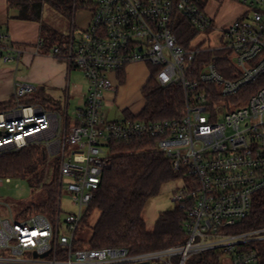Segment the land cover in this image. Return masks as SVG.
I'll list each match as a JSON object with an SVG mask.
<instances>
[{"label": "built area", "instance_id": "2783aa9c", "mask_svg": "<svg viewBox=\"0 0 264 264\" xmlns=\"http://www.w3.org/2000/svg\"><path fill=\"white\" fill-rule=\"evenodd\" d=\"M231 1L245 13L223 31L219 46L210 47L178 43L174 24L179 15L198 32L216 29L191 0H97L80 37L73 27L66 43L51 51L81 71L89 84L72 125L68 106L50 111L21 104L36 88L17 84V106L0 112V155L43 144L49 156H60V197L51 217L0 216V264H260L249 245L264 241V228L238 234L230 229L264 193V0ZM24 52L13 46L6 60ZM134 64L149 67L148 81L155 73L160 87L183 89L180 118L141 119L147 104L142 94V110L122 108L123 119L117 110L115 120L108 121L112 109L102 112L104 93H117ZM133 141L152 144L188 177L174 195L186 213L185 240L139 253L123 247L77 248L85 214L113 165L110 145ZM69 146L77 150L67 160ZM10 181L0 178V187ZM65 187L75 211L63 221Z\"/></svg>", "mask_w": 264, "mask_h": 264}, {"label": "trees", "instance_id": "16d2710c", "mask_svg": "<svg viewBox=\"0 0 264 264\" xmlns=\"http://www.w3.org/2000/svg\"><path fill=\"white\" fill-rule=\"evenodd\" d=\"M50 4L67 17H74L82 8L93 9L87 0H8L10 7L19 9L20 20L41 23L43 35L41 49H52L66 43L64 36L42 23L43 5ZM195 5L205 10L209 0H191ZM88 4V5H87ZM180 21L175 27L178 43L189 46L188 31L192 24L180 15ZM196 30V29H195ZM197 31V30H196ZM222 72L227 75L225 70ZM155 73L142 90L147 100L141 119L148 121H163L178 119L184 110V91L181 87L162 88L158 84ZM125 78V77H124ZM121 82L124 83L125 79ZM44 101L41 105L38 101ZM24 105H45L52 103L53 108L61 109L60 102L34 93L20 100ZM17 106L14 97L11 102L0 105V112H7ZM70 119L68 123L70 124ZM152 144L146 141L130 143H115L110 145L113 165L102 178L100 188L85 214L83 224L90 226L89 220L95 211L100 212L97 223L91 227V237L88 247L127 248L131 253L160 250L182 243L185 240L184 223L186 213L176 206L174 210L162 212L152 231L147 230L143 217L149 199L157 196L163 185L171 181L188 179L184 171H175L166 154L151 149ZM48 155L41 143H32L27 147L4 152L0 155V178L30 177L34 186H43L47 191L45 202L30 208L36 213L52 216L57 208L60 191L57 185L58 167L55 168L54 179L47 183ZM264 228V193L254 199L249 215L230 229V233H246ZM264 264V241L249 245ZM204 258L209 255L203 256Z\"/></svg>", "mask_w": 264, "mask_h": 264}, {"label": "rangeland", "instance_id": "374dc122", "mask_svg": "<svg viewBox=\"0 0 264 264\" xmlns=\"http://www.w3.org/2000/svg\"><path fill=\"white\" fill-rule=\"evenodd\" d=\"M97 0H87L86 3H90L89 5H96ZM88 5V4H87ZM237 6V7H236ZM93 9L82 8L79 11H89L92 13L94 11V7L90 6ZM239 7V8H238ZM245 8L234 1L231 0H209L208 4L205 7V13L213 19L215 30H209L205 32H198L192 26L188 31L187 37L189 38V42H194L195 44H204L210 47H216L221 44L223 31L228 29L234 21L239 19L244 13ZM233 13H237L238 16L233 18ZM180 15L177 17L176 22L174 24L175 27L178 25L180 21ZM42 23L53 28L58 32L60 36H65V39L68 40L71 36V30L73 28V18L67 17L60 11L53 8L50 4L45 3L43 5L42 12ZM78 28H76V37L79 38ZM82 31V30H80ZM207 58V56H206ZM133 65L127 68L128 77L122 87L119 88L118 92L115 91H106L104 93L105 104L102 112L107 115L109 111L113 108L118 110L117 117L119 120L124 118V114L122 113V108H128L130 110L140 111L145 106V98L142 96L141 91L137 93V95L133 96L127 102L122 101V96L124 95L125 87L129 85L130 76L133 72ZM148 68V67H147ZM151 68V67H150ZM147 76L150 75V70H145ZM130 74V75H129ZM123 79V78H122ZM121 79V80H122ZM81 87L83 92H86L88 89V81L84 74L81 71L76 72V76L74 79ZM123 83V82H121ZM43 96L39 93L36 96ZM55 97V96H54ZM57 98V97H56ZM63 102V109H65L64 99L61 100ZM41 105H44V101H38ZM78 101L76 98H71L69 102L68 114L71 118V125L74 123V115L77 108L81 106L77 105ZM52 105V103H49ZM48 103L46 106L47 109H53V106H50ZM36 105V104H35ZM42 147L44 145L42 144ZM45 149V148H44ZM77 150V146H69L67 148L66 159H70V155L73 151ZM47 155L48 151L45 149ZM48 173L47 179L45 182L50 183L54 179L55 168L58 167L60 163V156H49L48 155ZM59 175V174H58ZM67 181V180H66ZM58 182V179H57ZM183 187L182 181H171L162 186L160 193L152 197L148 200L143 217L147 224V230L152 231L155 228L156 222L159 218V215L162 212L174 210L177 206L174 201L175 192ZM47 198V191L43 186H34L30 182V177H22V178H12L10 182H5L3 186L0 187V216L3 219L9 218L11 213L17 218H22L25 214L30 213L34 214L33 210H30L34 205L41 204L45 202ZM62 216L61 219L64 221L69 213L74 212V208L70 205L69 194L64 189L62 194ZM100 212L95 211L90 220V226H86L82 224L81 229L79 230L76 240L77 248H87V242L91 237V227L94 226L99 220Z\"/></svg>", "mask_w": 264, "mask_h": 264}, {"label": "crops", "instance_id": "0c3cea01", "mask_svg": "<svg viewBox=\"0 0 264 264\" xmlns=\"http://www.w3.org/2000/svg\"><path fill=\"white\" fill-rule=\"evenodd\" d=\"M83 10L77 11L73 17L75 29L83 30L90 23L91 13ZM18 15V8L10 7L8 0H0V105L12 101L17 84H29L36 88L35 94L39 93L43 97L60 102L61 107L62 99L66 101L65 107H69L72 97L78 101L77 105L82 106L87 90L83 92L82 87L74 80L79 70L70 68L64 58L52 55L49 49H41L43 40L41 23L20 20L17 18ZM237 16V13H233V18ZM13 46L22 47L25 52L16 60L7 61L6 57ZM147 67L144 64L133 65V72L129 74L132 76L130 83L125 87L122 96L123 102H127L139 91L142 94L149 79L145 72L149 69ZM127 77L128 74L124 78L125 81ZM63 110V107L59 110L50 109Z\"/></svg>", "mask_w": 264, "mask_h": 264}, {"label": "water", "instance_id": "95a60500", "mask_svg": "<svg viewBox=\"0 0 264 264\" xmlns=\"http://www.w3.org/2000/svg\"><path fill=\"white\" fill-rule=\"evenodd\" d=\"M116 111L117 109H112V111L110 112V115H109V118H108V121H114L115 120V114H116ZM1 135V133H0Z\"/></svg>", "mask_w": 264, "mask_h": 264}]
</instances>
